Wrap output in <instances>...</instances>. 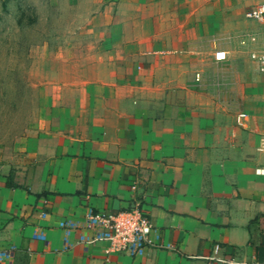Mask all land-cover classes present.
I'll return each instance as SVG.
<instances>
[{
    "label": "crops",
    "instance_id": "crops-1",
    "mask_svg": "<svg viewBox=\"0 0 264 264\" xmlns=\"http://www.w3.org/2000/svg\"><path fill=\"white\" fill-rule=\"evenodd\" d=\"M89 2L90 30L74 34L94 44L57 52L46 105L0 164V252L11 253L0 264H264V69L251 59L264 51V22L226 25L264 0ZM217 5L224 29L201 31ZM201 39L222 73H200ZM136 203L156 247L131 257L74 233L61 252L65 220Z\"/></svg>",
    "mask_w": 264,
    "mask_h": 264
},
{
    "label": "rangeland",
    "instance_id": "rangeland-1",
    "mask_svg": "<svg viewBox=\"0 0 264 264\" xmlns=\"http://www.w3.org/2000/svg\"><path fill=\"white\" fill-rule=\"evenodd\" d=\"M249 9L233 11L236 21L226 23L227 29L237 31L245 24L244 14ZM94 10L89 0H0V164L14 158L15 141L27 133L46 105L48 67L57 52L67 46H79L80 42L82 46L94 44V38L79 39L74 34L90 30L84 19ZM210 12L215 21H207V12L201 14V31L208 28L222 31L225 24L222 8L217 5ZM246 24L248 30H256L254 24ZM226 42L234 61L247 60L249 52H240L235 39ZM209 52V41L201 39L200 73H222V69L212 65ZM208 90L207 83L200 87L201 93L207 94ZM200 105L217 109L224 103L201 101Z\"/></svg>",
    "mask_w": 264,
    "mask_h": 264
},
{
    "label": "built area",
    "instance_id": "built-area-1",
    "mask_svg": "<svg viewBox=\"0 0 264 264\" xmlns=\"http://www.w3.org/2000/svg\"><path fill=\"white\" fill-rule=\"evenodd\" d=\"M244 16L250 21L264 22V2L250 8ZM227 56L225 51L215 53V59L218 61L226 60ZM251 59L259 69H264V51L251 53ZM245 119V114H239L236 123L243 126ZM62 231L64 236L61 252L71 248V236L74 233H79L77 244L87 245L107 241L112 245L110 251L125 253L131 257L141 255L148 248L157 246L153 237L157 231L151 226L149 218L137 203L130 209L118 213L89 211L81 220L67 219L62 224ZM37 238L43 239L42 236ZM218 251L219 246L215 245L214 253ZM10 257V252H0V260Z\"/></svg>",
    "mask_w": 264,
    "mask_h": 264
}]
</instances>
